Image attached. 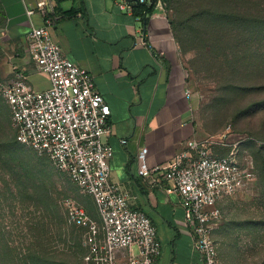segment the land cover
I'll use <instances>...</instances> for the list:
<instances>
[{
    "label": "rangeland",
    "instance_id": "374dc122",
    "mask_svg": "<svg viewBox=\"0 0 264 264\" xmlns=\"http://www.w3.org/2000/svg\"><path fill=\"white\" fill-rule=\"evenodd\" d=\"M221 10L234 15L233 25ZM168 11L202 138H220L229 131L225 143L240 142V156H253L256 163L253 185L220 204V224L213 235L219 263L264 264V194L257 153L264 146V0H172ZM12 41L0 16V87L18 74L19 51ZM0 103L11 131L6 133L2 121L0 145H7L11 138L17 142L16 131L1 93ZM23 148L34 155L36 166L27 167L25 174L17 169L11 175L0 161V264H86L85 229L67 221L65 205L68 200L80 205L100 227L95 203L47 158ZM56 213L59 220L52 219ZM59 228L64 233L60 239ZM74 238L81 250L77 259L72 258Z\"/></svg>",
    "mask_w": 264,
    "mask_h": 264
},
{
    "label": "built area",
    "instance_id": "2783aa9c",
    "mask_svg": "<svg viewBox=\"0 0 264 264\" xmlns=\"http://www.w3.org/2000/svg\"><path fill=\"white\" fill-rule=\"evenodd\" d=\"M168 1L125 0V6L129 12L135 4L168 9ZM54 6L53 0L36 2L35 9L44 18L43 26L32 27L25 37L26 53L35 68L47 75L48 88L32 89L24 69L18 71L14 82L0 87L16 139L47 158L95 203L100 227L80 205L71 200L65 205L67 221L85 229L86 264H157L161 247L156 228L110 180L113 150L103 141L112 131L108 122L110 110L96 91L92 75L66 58L54 41ZM138 44H146L143 36ZM186 96H191L189 90ZM227 135L229 131L220 138L189 140L172 160L153 168L146 162L147 148L142 147L136 156L138 177L155 176L170 184L168 191L180 196L184 225L201 264H219L212 239L220 223L219 205L224 199L245 192L256 179L252 158L240 156V142L225 143ZM220 149L229 151L219 155ZM131 248L136 253L117 263L115 252Z\"/></svg>",
    "mask_w": 264,
    "mask_h": 264
},
{
    "label": "crops",
    "instance_id": "0c3cea01",
    "mask_svg": "<svg viewBox=\"0 0 264 264\" xmlns=\"http://www.w3.org/2000/svg\"><path fill=\"white\" fill-rule=\"evenodd\" d=\"M37 1L0 0V7L5 33L19 51L18 71L24 69L30 87L41 91L48 88V77L29 59L25 42L32 27L43 26ZM52 16L54 41L66 58L92 75L110 110L112 131L103 138L113 150L110 180L156 228L161 247L156 263L201 264L184 225L180 196L155 176L136 174V156L142 147L147 148L146 162L153 168L172 160L185 142L202 138L192 95L186 96L188 70L168 9L154 7L144 28L127 10L125 0H59ZM140 36L145 45L138 44ZM135 253V248L118 250L116 262L123 263Z\"/></svg>",
    "mask_w": 264,
    "mask_h": 264
},
{
    "label": "trees",
    "instance_id": "16d2710c",
    "mask_svg": "<svg viewBox=\"0 0 264 264\" xmlns=\"http://www.w3.org/2000/svg\"><path fill=\"white\" fill-rule=\"evenodd\" d=\"M53 1L55 2L54 9L57 10V4L59 3V0H53ZM171 2H172V0L168 1V8L171 5ZM219 2L225 3V0H219ZM153 10H154V7L152 5L151 6H147V5H143V4H135V5H133V8H132L133 14L137 18H139L141 20L143 28L145 27L149 16L153 13ZM226 12H227V10H221L219 12V14H222V16L225 17V18H230L231 19L230 20V24L233 25L234 21H232V19H233L234 15H231L232 13L228 14ZM213 15H215V12H213ZM213 15H212V18H216ZM0 16L3 17V14H2V11H1V7H0ZM212 18L210 19L211 22L213 21ZM227 20H228V23H229V19H227ZM170 25H172L171 20H170ZM176 42H178V41H176ZM261 60L264 63V55H263V58ZM7 108H8V106H7ZM4 120H5L6 133L10 134V132H11L10 131V127H9L8 121H6V119H5V110H4L3 105L0 103V125H1L2 121H4ZM23 146H24L23 144H20L18 141L15 142L12 138L9 141H7V145H0V161L1 160L5 161L3 163H5L6 169L9 172H11V175H16L15 171H17V169H19V171H21L22 173L25 174V172L27 171L26 170L27 167L28 168L36 167V166H34L32 164V162L34 160V155H32V153L30 154L29 153L30 151L24 149ZM228 151L229 150L227 149V150L220 151V152H217V153L219 155H225V154L228 153ZM257 153L260 156V161H261V164H262V167L260 169V171H261L260 180H261V183H262V186H261L262 191H261V193L264 194V146H261L259 148V150H257ZM239 154H240V144H239ZM250 157L252 158V160H254V164H255L254 166L256 167L255 159L253 158V156H250ZM1 170L2 169L0 168V171ZM41 185H42L43 189H46L45 186H44L45 185L44 183H42ZM6 187H7V184H6ZM8 189L10 190V191H8V193L11 194L12 193L11 189L10 188H8ZM24 192H25V190H24ZM44 192L47 194V191H44ZM42 204L44 206H46L44 203H42ZM219 208H220V205H219ZM66 216H67V213H66ZM52 219L59 220L60 217L56 213V215H53ZM48 225L49 224H47L45 222V223L42 224V227L46 229V226H48ZM59 227H60V225H59ZM75 227H77V226H75ZM60 228H59V232L57 234L59 239L62 236V234H64V233H62V230ZM78 228H81V227H78ZM41 230L43 231V234L45 235V231L43 229H41ZM71 233H73V231ZM213 235H214V232H213ZM213 235H212V239H213ZM227 236H228V234L225 233L224 237H227ZM71 239L73 240V238H71ZM74 239H75V241H74V243H73V245L71 247L72 249L74 248V252H73L72 258L73 259H77L78 255L81 253V250L78 247V243L76 241V238H74ZM213 241H214V239H213ZM217 254H218V252H217Z\"/></svg>",
    "mask_w": 264,
    "mask_h": 264
}]
</instances>
